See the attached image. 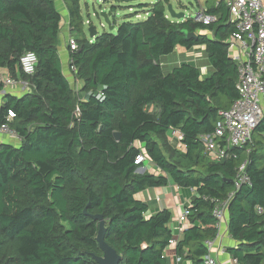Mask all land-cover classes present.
I'll list each match as a JSON object with an SVG mask.
<instances>
[{"label": "trees", "instance_id": "trees-1", "mask_svg": "<svg viewBox=\"0 0 264 264\" xmlns=\"http://www.w3.org/2000/svg\"><path fill=\"white\" fill-rule=\"evenodd\" d=\"M61 1L76 42L66 51L69 70L81 81L77 91L62 70V14L54 0H0V73L31 88L15 95L0 80V127L6 124L20 140L0 142V264H97L94 255L102 251L94 215L105 222L104 240L120 256L118 264H170L172 213L147 215L148 204L137 196L169 181L194 191L175 253L204 264V241L217 231L215 201L234 190L243 161L250 181L229 200L234 244L226 252L236 264H264V115L251 140L227 158H209L199 139L239 97L238 64L226 42L237 29L224 4L204 0L199 12L215 17L204 23L170 18L169 0L139 3L140 9L149 4L145 18L117 26L112 20L115 33L90 40L80 0ZM179 46H203L209 73L190 61L165 73L160 58ZM27 51L37 59L31 74L19 64ZM172 129L182 134L181 147L168 137ZM140 153L158 173L139 170Z\"/></svg>", "mask_w": 264, "mask_h": 264}, {"label": "built area", "instance_id": "built-area-1", "mask_svg": "<svg viewBox=\"0 0 264 264\" xmlns=\"http://www.w3.org/2000/svg\"><path fill=\"white\" fill-rule=\"evenodd\" d=\"M216 2L224 4L228 10L229 21L235 23L237 29L226 39V42L229 56L238 64L236 87L239 97L228 109L218 112L212 133L199 136L204 153L211 159L227 158L231 156V148L241 147L250 141L253 130L264 115L262 105L264 104V0H216ZM195 19L209 23L214 21L215 17L200 11L195 14ZM67 46L75 49L76 42L73 38H68L66 48ZM36 61L35 53L27 51L20 57V68L24 73L31 74ZM0 80L5 90L15 88L18 84L21 85V91L27 87L22 81H14L6 71L0 73ZM3 92L4 90L0 91V94ZM12 117L13 113L9 111L7 119L10 120ZM0 134L13 135V132L6 124H3L0 127ZM168 137L177 141L181 147L182 134L178 130L172 129ZM147 162L148 159L143 153L135 158V163L146 164ZM245 168L246 161H243L237 167L234 190L226 198L215 201L212 213L217 231L213 238L204 241L207 249V254L203 258L204 264H219L213 256L214 250L221 254L226 253V248L221 245V238L224 233H227V207L235 190L250 181ZM190 191L194 193L192 189ZM186 205L176 217V220L184 226L183 229L188 223L189 211ZM176 243L173 236L169 240V245L175 246ZM175 258L176 262L173 264H180L182 257L176 255ZM230 261V264H236L235 259L231 257Z\"/></svg>", "mask_w": 264, "mask_h": 264}, {"label": "rangeland", "instance_id": "rangeland-1", "mask_svg": "<svg viewBox=\"0 0 264 264\" xmlns=\"http://www.w3.org/2000/svg\"><path fill=\"white\" fill-rule=\"evenodd\" d=\"M155 1L156 0H80V8H81V14L83 17L84 33L86 37L90 40L92 39V37L89 36L88 28L91 26L98 34H100L103 31L115 33L116 27H113V29L109 28V25H111V23L108 25L104 22L103 18L101 17L102 12H109L112 10L113 12L109 16V18L111 22L112 20H114L115 26H117L122 21H137V20L143 19L145 16L136 17L135 14L133 13L134 10L140 9L138 8L139 3H153ZM59 2L64 4L61 0H54L56 8L62 14L63 22L65 21V23H67V18L64 17L62 13V6H60ZM169 3L172 5V8L175 12H183L185 17H194L195 14L199 12V10L204 6V0H169ZM148 5H145L142 7V9L144 8V10H141L140 12L142 15H144L145 13L144 11L147 9ZM166 14L170 18H173L169 15L167 9H166ZM59 47H60L59 49L61 50V42L59 43ZM177 48H178L177 52H175L176 51L175 50L173 53H170L168 55H163L160 58V63L165 73H168L174 66L179 65V63L182 61H190L196 67H200L201 70H202V66H201L202 64H205L206 66L209 67L204 50H199V49L191 50V49H186L182 46H179ZM187 52H193V54H198V56L187 57L186 56V54H188ZM60 54L62 55V53ZM64 74L68 78L71 86L77 91L78 88L81 86V81L75 80L69 68L68 70L66 69L64 71ZM23 83L24 85L26 84L27 86L26 90L31 89L27 83L25 82ZM21 89H22L21 85L18 84L15 88H10L8 90L10 91V93L16 95L21 92ZM24 91L25 90H22L21 93H23ZM79 96L82 97L83 95H79ZM262 105L264 108L263 103ZM5 143H9V142H5ZM262 164H264V161L262 162Z\"/></svg>", "mask_w": 264, "mask_h": 264}, {"label": "crops", "instance_id": "crops-1", "mask_svg": "<svg viewBox=\"0 0 264 264\" xmlns=\"http://www.w3.org/2000/svg\"><path fill=\"white\" fill-rule=\"evenodd\" d=\"M59 4L60 6H62V13L64 17L67 18V23H65V21L63 22V20L61 22V26H62L61 33H60L61 50L59 49V55H60L61 63H62V70L64 73V71L66 69L68 70L69 68L66 44H67V39L70 37V34H69V29H68V16L65 11V6L61 2H59ZM141 10L143 9L134 10L133 13L135 14L136 17H144V16L146 17V13H144V15L140 13ZM177 49L175 52H177ZM192 49L204 50V47L203 46L193 47L191 48V50ZM60 53H62V55ZM187 53H188L186 54L187 57L198 56V54H193V52H187ZM201 66H202V70L200 69V67L198 68L200 69V72L202 75L209 73L210 66L208 67L205 64H202ZM3 141L9 142L14 145H18L20 142L19 138L15 135L0 134V142H3ZM142 168L147 169L149 172H152V173L159 172L158 169L150 162H147L146 164H144ZM192 195L193 193L190 191V189L179 188L172 181H169L166 186L148 188L137 194L140 200L148 204V210L146 213L147 215H151L155 211L161 210L163 208H167L170 210V212L172 213V221L170 223V227L173 230V236L176 239V241H179L182 239L183 227H184L176 220V217L181 212L182 208L189 202ZM232 244H234V241L230 238L228 232L224 233L223 237L221 238V245L227 248L228 246ZM174 247H175L174 245H168L165 249V255L170 264H173L176 262V258H175L176 253H175ZM213 256L216 257L219 264H230L231 263L230 256L227 252L225 254H221L219 251L214 250ZM180 264H189V262L186 259L182 258L180 261Z\"/></svg>", "mask_w": 264, "mask_h": 264}, {"label": "water", "instance_id": "water-1", "mask_svg": "<svg viewBox=\"0 0 264 264\" xmlns=\"http://www.w3.org/2000/svg\"><path fill=\"white\" fill-rule=\"evenodd\" d=\"M166 8H167L169 15L173 18L182 19L185 16L183 12H175L170 3L167 5ZM111 14H112V11L101 13V17L103 18L104 22L108 25L111 23L110 18H109V16ZM113 27H114L113 25H109L110 29H113ZM88 32H89V36L92 38L96 35V31L92 28V26L88 28ZM192 35H193L192 33H189V34H187V37H190ZM114 136L116 139H118L119 133H115ZM139 170L143 171L144 169L140 168ZM93 218L99 221L98 233H97L96 240H97L98 245L102 251V256L94 255V260L97 262V264H118L120 256L104 240V232H105L104 223L105 222H104L102 216L101 215H94Z\"/></svg>", "mask_w": 264, "mask_h": 264}]
</instances>
